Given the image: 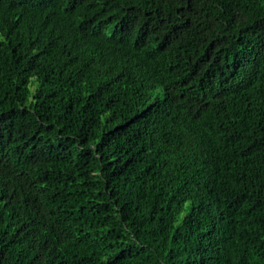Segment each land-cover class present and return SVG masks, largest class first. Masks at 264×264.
<instances>
[{"label": "trees", "instance_id": "obj_1", "mask_svg": "<svg viewBox=\"0 0 264 264\" xmlns=\"http://www.w3.org/2000/svg\"><path fill=\"white\" fill-rule=\"evenodd\" d=\"M0 264H264V0H0Z\"/></svg>", "mask_w": 264, "mask_h": 264}, {"label": "clouds", "instance_id": "obj_2", "mask_svg": "<svg viewBox=\"0 0 264 264\" xmlns=\"http://www.w3.org/2000/svg\"><path fill=\"white\" fill-rule=\"evenodd\" d=\"M37 107V106H36ZM31 113L33 114V111L31 110ZM38 113V112H37Z\"/></svg>", "mask_w": 264, "mask_h": 264}, {"label": "bare ground", "instance_id": "obj_3", "mask_svg": "<svg viewBox=\"0 0 264 264\" xmlns=\"http://www.w3.org/2000/svg\"><path fill=\"white\" fill-rule=\"evenodd\" d=\"M34 105V104H33ZM39 109V108H38ZM47 157V156H46Z\"/></svg>", "mask_w": 264, "mask_h": 264}]
</instances>
